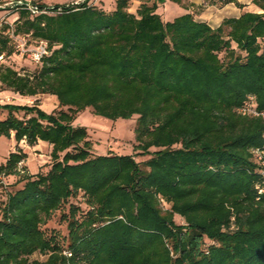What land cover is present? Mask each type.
Masks as SVG:
<instances>
[{"label":"trees","instance_id":"trees-1","mask_svg":"<svg viewBox=\"0 0 264 264\" xmlns=\"http://www.w3.org/2000/svg\"><path fill=\"white\" fill-rule=\"evenodd\" d=\"M150 2L135 12L131 0L111 10L89 0H31L36 13L14 5L12 34L0 36V87L53 95L57 106L0 103V135L15 142L0 188L9 177L21 183L0 205V264H264V118L239 112L249 96L264 111V0L216 27L190 12L164 21ZM19 34L47 42L32 73L3 64ZM85 108L136 115L134 149L148 158L90 156L86 128L72 123ZM22 140L50 145L45 172H28ZM66 203L59 240L42 225Z\"/></svg>","mask_w":264,"mask_h":264},{"label":"rangeland","instance_id":"rangeland-1","mask_svg":"<svg viewBox=\"0 0 264 264\" xmlns=\"http://www.w3.org/2000/svg\"><path fill=\"white\" fill-rule=\"evenodd\" d=\"M13 1H22V2H31V0H0V36L10 38L13 29V23L17 19V13L13 11L14 4ZM35 2H40L46 5H55V4H71L75 2H82L83 0H32ZM105 3H104V2ZM97 0L93 1L96 5L102 6L105 10H111L110 0ZM156 0H152L155 2ZM211 1V0H210ZM177 8H180L177 4H172L169 0H161L156 2L155 11L159 14H162V17L165 20L171 21L176 14ZM128 10L130 12L134 11L133 3L131 2L128 5ZM257 10V8L255 9ZM9 45L15 46L19 42L25 43L27 48H31L35 45L34 41L26 35L19 34L17 40L9 39ZM261 44L264 46V40L261 41ZM14 50V47H13ZM0 60V64H1ZM4 65L12 66L15 70L23 73H32L38 68V64L32 62L27 58V56L20 57L18 54L11 55V57L5 58ZM1 91V87H0ZM8 98L0 97V103L10 102ZM33 101L30 103L32 104ZM38 107L42 111L50 112L57 106V99L53 95H45L38 100ZM3 117L4 115L1 114ZM136 115L131 116L126 119H116L112 120L100 115H96L92 112L91 108H85L84 110L78 112L73 120V125L84 126L87 130V138L92 144L90 150V156H95L99 154H132L135 156V159L139 162L148 158V156H138L136 155V150L134 146L136 145L134 128L136 122ZM44 144L34 147V149L26 150L29 152L28 166L31 173L37 171L45 172V170L50 165V157L48 153V146L46 142L42 141ZM23 145L25 143H22ZM15 149V142L12 137H7L0 135V163L5 161V158L10 151ZM154 150V149H152ZM26 162V161H25ZM9 185L5 188H0V205L6 194L9 190L14 191L21 183L15 181V178L9 177L7 179ZM79 197H75L73 202L78 203L82 202L79 200ZM164 208H168L169 205L163 203ZM67 210V203L62 206L59 211H56L50 219L42 225L44 232L48 234H56L59 240L62 237H65L67 234L66 229V220L63 217ZM177 223H183V219H180L178 216L175 217ZM31 259L44 260L45 257L39 253H35L31 256Z\"/></svg>","mask_w":264,"mask_h":264},{"label":"crops","instance_id":"crops-1","mask_svg":"<svg viewBox=\"0 0 264 264\" xmlns=\"http://www.w3.org/2000/svg\"><path fill=\"white\" fill-rule=\"evenodd\" d=\"M93 1H97V0H89V3L95 4V3H93ZM114 1L115 0H110L108 2V4H110L111 8H113V6H114ZM238 1L242 4H244V7L242 9L237 8L234 4H226V5H222V6H216V5H208L204 0H183V2L185 3V6L179 5L180 8H177L178 10L176 11L177 12L176 14H178V15H176V16L190 12L194 15V18L196 20L205 21L210 26L216 27L220 24V22L223 18L237 17L243 11H257V10H255L256 7L251 3V0H238ZM131 2L133 3V7H134V11H132V12H135V9L139 5V0H131ZM150 3H152V0ZM171 3L176 4L174 2H171ZM159 15L161 16V18L164 21H169V20H165L162 17V14H159ZM176 16H174V17H176ZM44 96H45V94L44 95H36V96H22V95H19L17 93L12 92L11 90H7V89L6 90L1 89V91H0V97H5V98H8L9 100H11L8 103L21 104V105H23V104L30 105V103L32 101L33 102L36 100L40 101V99ZM12 139H13V137H12ZM22 143H25V141L22 140L19 143V147L24 152H26L27 155L29 154V152L26 150V148L34 149V147L44 144L42 141H38V143L33 145V146H28L26 143L23 145ZM46 147H47L48 153H49L51 147H50V145H48ZM28 161H29V156L27 157L25 164L27 166L28 172L31 173L29 170Z\"/></svg>","mask_w":264,"mask_h":264},{"label":"built area","instance_id":"built-area-1","mask_svg":"<svg viewBox=\"0 0 264 264\" xmlns=\"http://www.w3.org/2000/svg\"><path fill=\"white\" fill-rule=\"evenodd\" d=\"M14 5H24L26 8L30 9L32 12H38L39 8L30 2H22V1H15L13 2ZM17 54L20 57L27 56L29 60L32 62L38 63L41 58L48 53L47 42L44 40H39L35 43V45L31 48H27L25 43L19 42L17 43ZM2 56H0V60ZM239 112L245 113L247 115L252 116H262L264 118V111H258L255 107V101L252 96H249L246 102L239 108ZM254 154L256 155V159L258 161H262V152L260 150H254ZM23 161L18 164V167L22 165ZM264 165V161H262ZM4 177L0 175V182H3Z\"/></svg>","mask_w":264,"mask_h":264},{"label":"water","instance_id":"water-1","mask_svg":"<svg viewBox=\"0 0 264 264\" xmlns=\"http://www.w3.org/2000/svg\"><path fill=\"white\" fill-rule=\"evenodd\" d=\"M76 4H78V2L73 3V5H76Z\"/></svg>","mask_w":264,"mask_h":264}]
</instances>
